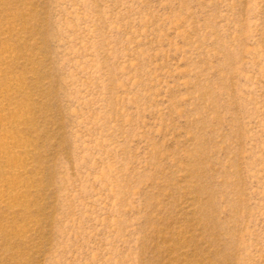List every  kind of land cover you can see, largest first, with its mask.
<instances>
[{
  "label": "rangeland",
  "instance_id": "obj_1",
  "mask_svg": "<svg viewBox=\"0 0 264 264\" xmlns=\"http://www.w3.org/2000/svg\"><path fill=\"white\" fill-rule=\"evenodd\" d=\"M0 118V264H264V0H0Z\"/></svg>",
  "mask_w": 264,
  "mask_h": 264
},
{
  "label": "bare ground",
  "instance_id": "obj_2",
  "mask_svg": "<svg viewBox=\"0 0 264 264\" xmlns=\"http://www.w3.org/2000/svg\"><path fill=\"white\" fill-rule=\"evenodd\" d=\"M2 118H0V125L3 123L2 122ZM17 122H20L23 120H21V117H18L15 119ZM25 122V121H24ZM23 124V123H22ZM16 143V138L13 136L12 132L10 133L7 131L3 134L2 136V139L0 141V160H5L7 157L11 156L12 157V154H18L19 153V147L18 146H14V144ZM18 149V150H17ZM9 159V158H7ZM18 162V161H17ZM27 162V161H26ZM24 163V162H23ZM19 165V164H17ZM13 168V167H12ZM15 168V167H14ZM24 168V167H23ZM18 168H16L15 170H17ZM22 169V167L20 168ZM15 170L13 172H15ZM21 170H18V172L15 174H19ZM14 174V173H13ZM2 188V187H1ZM4 189V188H2ZM1 189V191H2ZM6 191V192H5ZM5 193H2V195H9V197L11 198H15L16 197V193L17 192H13L14 190H9V188L5 189ZM19 193V192H18ZM7 197V196H6ZM6 199V198H5Z\"/></svg>",
  "mask_w": 264,
  "mask_h": 264
}]
</instances>
